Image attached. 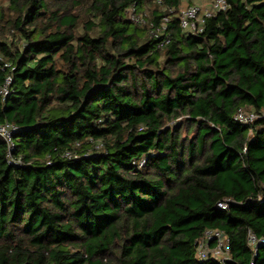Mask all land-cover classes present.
I'll use <instances>...</instances> for the list:
<instances>
[{
    "label": "trees",
    "instance_id": "1",
    "mask_svg": "<svg viewBox=\"0 0 264 264\" xmlns=\"http://www.w3.org/2000/svg\"><path fill=\"white\" fill-rule=\"evenodd\" d=\"M228 2L194 35L183 0H0V264H264V117L235 119L264 107V0Z\"/></svg>",
    "mask_w": 264,
    "mask_h": 264
},
{
    "label": "built area",
    "instance_id": "2",
    "mask_svg": "<svg viewBox=\"0 0 264 264\" xmlns=\"http://www.w3.org/2000/svg\"><path fill=\"white\" fill-rule=\"evenodd\" d=\"M229 7L228 0H214L211 7H202L196 4L182 7L179 11L175 12L173 8L169 11L171 14H176L180 20L181 27L194 35L199 34L203 30V26L207 18L216 15L220 11H225ZM130 18L137 23H145L143 17L135 13L134 9L129 10ZM169 17H165L167 22ZM169 42V39L166 40ZM12 82L11 77H7L5 84L1 87L0 93L5 98L9 94V85ZM264 117V107L260 112L247 111L245 109H239L235 114V119L244 124L248 128L249 135H252L255 122ZM16 125L6 122L0 124V137L6 141L8 145L7 160L9 164L22 165L23 160L20 157H15L13 152L15 150V143L13 141V135L16 131ZM67 155L70 156L69 153ZM145 163L142 160L139 166H143ZM229 203L221 202L218 207L226 209ZM249 244L257 250L260 245L264 244V238H258L254 234L250 233L248 238ZM215 242L216 246L211 248L210 243ZM198 253L201 259H207L210 254L216 259L224 260L229 257V239L225 233L220 230H208L204 237L198 241Z\"/></svg>",
    "mask_w": 264,
    "mask_h": 264
},
{
    "label": "rangeland",
    "instance_id": "3",
    "mask_svg": "<svg viewBox=\"0 0 264 264\" xmlns=\"http://www.w3.org/2000/svg\"><path fill=\"white\" fill-rule=\"evenodd\" d=\"M189 1H190V0H183V6L187 5ZM211 1H212V0H204V1H202V0H198V2H197V1H196V2H197V5H198V6H202V7H203V6H206V8H207V7H210V6H211ZM213 1H214V0H213ZM204 2H205V3H204ZM179 119H180V118H179ZM179 119H178V120H179Z\"/></svg>",
    "mask_w": 264,
    "mask_h": 264
},
{
    "label": "crops",
    "instance_id": "4",
    "mask_svg": "<svg viewBox=\"0 0 264 264\" xmlns=\"http://www.w3.org/2000/svg\"><path fill=\"white\" fill-rule=\"evenodd\" d=\"M191 2V4H196L197 5V2H198V0H190ZM197 1V2H196ZM202 1H204V0H202ZM205 3V2H204ZM212 3H213V0L211 1V6H212ZM210 6V7H211ZM183 7H187V5H185V6H183ZM203 7H206V6H203Z\"/></svg>",
    "mask_w": 264,
    "mask_h": 264
}]
</instances>
